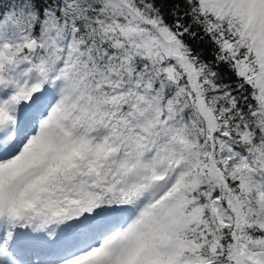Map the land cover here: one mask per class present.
I'll use <instances>...</instances> for the list:
<instances>
[{
	"label": "snow or ice",
	"instance_id": "6c2138e0",
	"mask_svg": "<svg viewBox=\"0 0 264 264\" xmlns=\"http://www.w3.org/2000/svg\"><path fill=\"white\" fill-rule=\"evenodd\" d=\"M0 264H264V0H0Z\"/></svg>",
	"mask_w": 264,
	"mask_h": 264
}]
</instances>
